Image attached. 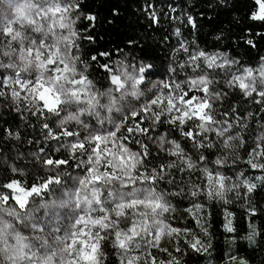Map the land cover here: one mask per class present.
I'll return each instance as SVG.
<instances>
[{
  "label": "snow or ice",
  "instance_id": "snow-or-ice-1",
  "mask_svg": "<svg viewBox=\"0 0 264 264\" xmlns=\"http://www.w3.org/2000/svg\"><path fill=\"white\" fill-rule=\"evenodd\" d=\"M6 2L10 4V0ZM254 3L258 11H253L250 19L264 22V0H254ZM10 6L15 19L6 18V26L0 31L9 40V47L12 42L19 44L20 63L0 61V69L12 71L6 78L0 73V88H10L17 100L23 92L28 111L37 118L57 117L56 130L47 122L42 124L45 139L56 141L54 152L64 149L70 158L55 159L45 153L42 164L47 176H37L31 186L17 178L0 185V264H105L106 244L115 251L118 264H158L154 259H147L145 246L160 248L162 238L188 231L166 222L165 214L174 211L169 197L184 195L183 189L160 188L161 182L175 183L172 173L166 169L200 173L201 184L189 189L192 197L203 195L208 200L229 203L226 198L229 192L240 196L243 190L247 196L256 190L258 185L243 172L233 181L221 171L228 167L227 156H218L211 162L214 167H209L201 151L218 146L230 151L244 148L246 141L240 130L248 127L239 116L234 121L217 118L213 105L226 93L211 90L216 80L206 69L212 73L217 69L224 71L229 76L225 81L228 88H236L260 104L264 103V64L258 69L244 67L233 71L236 60L220 53L190 51L187 42L181 40L175 52L187 54V60L168 71L179 76L177 69L185 72L191 69L195 75H187L182 80H162L154 86L155 91L148 90L151 95L145 102L125 106L122 101L129 96L138 102L145 96L141 85L153 75L152 64L121 63L119 71L110 64L101 65L109 73V86L101 92L86 74L88 65L82 66L81 57L76 54L80 47L79 33L74 29L79 19L78 0H22ZM85 18L90 22L96 19L92 15ZM152 18L157 20L155 14ZM17 23L20 28L14 30L11 25ZM187 23L196 27L191 15L187 16ZM174 34L180 37V29ZM246 43L256 46L251 39ZM4 55L11 57L12 53L4 52ZM91 60L96 61L97 57L92 56ZM232 111L235 113L236 109ZM116 113L119 115L115 116ZM222 115L226 117L228 113ZM144 121H149L147 127L143 126ZM165 123L177 128L200 153L198 161L179 142L170 140L167 133L152 135ZM145 141L156 143L160 152L175 159L153 166L152 150ZM132 145L138 147L134 150ZM247 156L245 163L249 167L264 170V133ZM72 161L82 173L68 188L63 178L69 176L66 169L73 166ZM11 171L23 175L15 167ZM255 179L264 182V175ZM57 186L62 189L59 196L55 195ZM45 194L54 198L41 199L37 204L36 198H43ZM202 208V204L195 203L187 211L199 212ZM250 211L255 215V209ZM230 215L226 214L224 227L231 233L235 229L227 219ZM65 219L68 224L62 229ZM53 222L54 226L48 228ZM62 230L63 235H57ZM256 234L252 227L248 239L252 240ZM191 247L198 252L206 250L199 239H194ZM167 264H179V261L173 257Z\"/></svg>",
  "mask_w": 264,
  "mask_h": 264
},
{
  "label": "trees",
  "instance_id": "trees-1",
  "mask_svg": "<svg viewBox=\"0 0 264 264\" xmlns=\"http://www.w3.org/2000/svg\"><path fill=\"white\" fill-rule=\"evenodd\" d=\"M81 18L77 23L79 33V56L82 65H88L87 75L99 91L108 87L109 73L101 65L110 64L119 71L118 63L123 55H128L135 61H143L154 66L153 77L159 75L160 69L170 64L172 51L179 46L181 40L206 52H219L238 63L233 67L249 66L258 69L264 61V22L253 21L250 15L256 10L254 0H78ZM157 20L154 21L152 15ZM95 16L94 22L85 17ZM194 18L196 27L187 23V16ZM179 17V19H174ZM94 24V26H93ZM179 28L181 36L174 32ZM91 37V39H88ZM219 37V39L217 38ZM251 39L255 47L246 43ZM101 53L108 55L101 56ZM97 60L92 61L91 57ZM0 73H3L0 71ZM4 77H6L5 73ZM21 99H14L11 89L0 88V185L13 178L26 181L28 186L37 176L45 177L47 170L42 164L45 153L55 159H69V153L61 149L54 152L56 141L45 139L44 122L55 129L58 118L50 116L37 118L28 111V105ZM220 111L228 113L231 121L239 116L248 127L240 131L245 137V147L238 148L235 160L239 162L241 172L245 177L255 182L258 187L248 194L245 206L228 205L220 200H201L203 208L189 213L193 208L190 202L189 189L192 183L201 184L200 173L179 172L176 169H166L172 173L174 184L167 187L170 191L184 190V195L170 197L179 212L178 227L187 229L173 238L167 251L162 248L149 249V258L158 264H167L173 257L179 264H264V182L256 177L264 175V170L252 169L245 161L247 152L254 146L257 138L264 133V104L255 103L253 98L244 96L238 89L226 90ZM19 109V111L17 110ZM233 109L236 112L233 113ZM32 111H35L33 108ZM252 116L249 117L248 113ZM64 113H61L63 116ZM259 124H263L262 129ZM71 127V125H70ZM161 128L171 134L193 159L198 161L199 152L192 148L179 130L172 125L162 124ZM11 133V134H9ZM212 139V137L210 136ZM148 143V141H145ZM153 156V166L166 164L174 157L156 152L150 147ZM40 149H44L41 153ZM208 162L226 154L222 147L201 150ZM156 157H159L158 159ZM66 169L71 177L73 173H82L75 167ZM20 169L22 176L11 171ZM69 176L63 178L68 184ZM196 185V184H195ZM57 191L60 186H57ZM45 194L41 199H48ZM36 199H40L37 197ZM255 209V215L251 214ZM235 229L225 230L226 214ZM256 235L252 240L248 237L252 227ZM204 229L207 231L205 232ZM199 239L206 250L195 251L191 244ZM179 248L180 251H176ZM104 249L107 253L105 264H118V257L110 244Z\"/></svg>",
  "mask_w": 264,
  "mask_h": 264
},
{
  "label": "rangeland",
  "instance_id": "rangeland-1",
  "mask_svg": "<svg viewBox=\"0 0 264 264\" xmlns=\"http://www.w3.org/2000/svg\"><path fill=\"white\" fill-rule=\"evenodd\" d=\"M20 2H22V0H10V4H16V3H20ZM10 4L7 3L6 0H0V28L6 26V18L15 19V12H14V9L10 6ZM255 11H258V6H257V8H256ZM74 15H76V14H74ZM78 15H79V19L76 21V23L74 25V29L75 30H76L77 23H78V21L81 18V13L78 12ZM36 19L39 20V17H37ZM11 27H13L14 30H17V29L20 28V25L17 23V24L11 25ZM49 42H51V40ZM188 46H189L190 51L201 50V49H198L197 47H195L194 45H189L188 44ZM19 48H20V46L16 42H12L11 47H9V40L5 38V34L3 33V31H0V61H2L4 63H12V62L20 63V61H19V55H20ZM4 52L12 53L11 57L5 56L4 55ZM209 53H219V52H209ZM76 54L79 55V50L76 52ZM220 54H222V53H220ZM222 55L226 56L225 54H222ZM185 60H187V54H185L183 52H180V53L177 54L175 52V49H174L172 51V58L170 60V64L167 67H165V68H161L159 70L160 71L159 75H156L155 77L151 76V77L146 78V80L143 83V85H141V90L145 93V96L141 97L140 100H139V102L137 101V99L135 97L129 96L126 100L122 101V103L125 106H127V105H137L138 106L139 103L145 102L146 101V98L151 95V93L148 90L149 89H152L153 91H155V87L154 86L157 85V84H159L160 81H162V80H169L170 78L171 79L182 80L187 75H195V73H193L191 71V69H188L186 72L183 71V70L177 69L178 72H179V76H175V75H173L172 73H170L168 71V69L170 67H176L179 63H183ZM139 62L140 61H135L134 59L130 58L128 55H123L121 57L119 63H118V68H119V65L121 63L131 66V65H136ZM262 64H264V61L261 62L260 66ZM245 67H249V66H245ZM129 70H131V68H129ZM234 70H235V68L233 67V71ZM0 71H2L3 73H5L6 77L12 75V71L11 70L5 71L3 69H0ZM197 71H199V70H197ZM206 71H208L209 73H211L214 76V79L216 80V83L211 86V90L212 91L226 93V90L227 89H230V90L236 89V88H228L226 86L225 81L229 78V76H226L225 73H224V71H222L220 69L215 70V73H212V70H210V69H206ZM257 79H259L258 74H257ZM108 86H109V83H108ZM106 90H104V91H106ZM191 94L192 93H189V95H191ZM253 95H254V98L255 99H257V100L259 99V96H257L256 94H253ZM223 99L215 102L214 105H213V107L216 110V114H217V118L218 119H228L229 121H231L229 118H227V116L225 117V116L222 115L224 113L223 111H220V108L222 106L221 103H222ZM262 104H264V103H262ZM114 115L115 116H118L119 114L116 113ZM136 119H140V117H137ZM189 123H191V122H189ZM148 125H149V121H144L143 126L147 127ZM161 125H159V127L157 128V130H155V131L152 132V135L155 137V136H157L159 134L167 133L168 134V138L170 140H176V139H174L171 136V134L169 132L163 130L161 128ZM259 126H260V128H258V129H262L263 124H259ZM108 127H111V125H108ZM185 130H187V126H186ZM210 136L212 137V139H215L214 135H211L210 134ZM148 143H149V146L150 147H154L155 148L156 152H159V153H162V154H166L164 152H160L159 151V149L157 148L156 143L149 142V141H148ZM132 147L135 150L138 146L132 145ZM224 152L226 154H224L223 156H227L228 157V167H226L224 169H221V171H224L227 175H229V176H231L233 178V181H235L236 175L239 172H241V169L238 166L239 165V162L236 161L235 163H233V160H235V158H236V154L238 152V149H236L235 151H230V150H225L224 149ZM193 160H195V159H193ZM208 166L209 167H214V165L212 163H210V162H208ZM195 173H199V172H195ZM80 174L81 173H73V175L71 176V178L68 180V184H65V186H67L68 188H71L72 187L73 180L78 175H80ZM195 184L197 185V183H192L191 184V187L193 185H195ZM168 185H170V184H167L165 182H161L160 183V188L163 189V190H165V191H170V189L167 187ZM61 191H62V189H60L59 191H57L55 195L56 196H59L61 194ZM53 198L54 197L51 195L48 199H45V200L43 199V201H49V200H51ZM226 198L230 201L229 203H226L228 205L245 206L246 203H247L248 195L245 196L243 190H241L240 196H237L235 194V192H229V193L226 194ZM189 199H190V202L192 203V206L195 203L202 204L201 203V200H203V199L204 200H207V198L205 196H203V195L198 196V197H192V196H190ZM169 200H170V203H171L172 207L174 208V211L171 212V213L165 214V216L167 217V221L166 222L169 223L172 227L184 229V228L178 227L177 222H179V220H181V219H179V212L176 210L175 205L171 201V198L170 197H169ZM220 201H223V200H220ZM36 203L37 204L41 203V198L40 199H36ZM62 214H63V210H62ZM54 223L55 222H53V224H49L48 225V228H52L54 226ZM67 224H68V220L67 219L63 220V222L61 224V228L63 229V227L66 226ZM57 235H63V230L61 232L57 233ZM175 236L176 235H174L172 237H164V238H162V240H161V247L160 248H166V249L170 248V245H171V243L173 241V238ZM145 247H146V253H145L146 254V257H147V259H149V261H151V259L149 258V255L148 254H149V249L152 248V246L149 245V246H145Z\"/></svg>",
  "mask_w": 264,
  "mask_h": 264
}]
</instances>
